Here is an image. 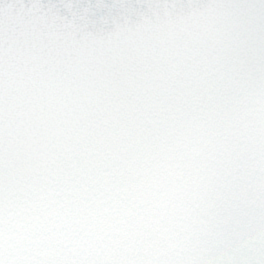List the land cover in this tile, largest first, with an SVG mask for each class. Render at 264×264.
<instances>
[{
  "label": "snow or ice",
  "instance_id": "1",
  "mask_svg": "<svg viewBox=\"0 0 264 264\" xmlns=\"http://www.w3.org/2000/svg\"><path fill=\"white\" fill-rule=\"evenodd\" d=\"M0 264H264V0H0Z\"/></svg>",
  "mask_w": 264,
  "mask_h": 264
}]
</instances>
